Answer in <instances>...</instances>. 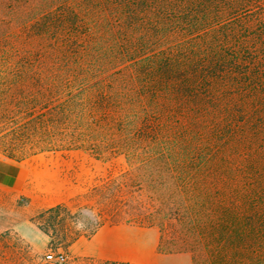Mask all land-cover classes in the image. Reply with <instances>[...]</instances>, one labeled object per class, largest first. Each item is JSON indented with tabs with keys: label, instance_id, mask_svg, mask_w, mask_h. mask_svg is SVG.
I'll list each match as a JSON object with an SVG mask.
<instances>
[{
	"label": "trees",
	"instance_id": "16d2710c",
	"mask_svg": "<svg viewBox=\"0 0 264 264\" xmlns=\"http://www.w3.org/2000/svg\"><path fill=\"white\" fill-rule=\"evenodd\" d=\"M72 1L42 0L38 8L59 7L70 22L81 14L83 22L96 24L102 3L132 27L137 10L175 6L171 0ZM224 34L220 24L212 33L216 46L190 60L162 53L135 61L134 86L128 93L112 91L107 104L113 109L102 112L101 122L96 113L110 96L103 91L95 97L71 91L48 109V125L26 112L13 129L26 149L14 154L0 145L6 158L22 161L42 151L33 139L42 134L49 136V151L111 148L127 161L126 169L87 192L98 211L86 205L73 212L60 202L32 217L51 246L68 251L105 223L156 226L161 253H188L193 264H264V61L233 58ZM61 87L49 85L59 93Z\"/></svg>",
	"mask_w": 264,
	"mask_h": 264
},
{
	"label": "rangeland",
	"instance_id": "374dc122",
	"mask_svg": "<svg viewBox=\"0 0 264 264\" xmlns=\"http://www.w3.org/2000/svg\"><path fill=\"white\" fill-rule=\"evenodd\" d=\"M40 1L0 0V145L14 154L26 149V140L13 130L26 120V112L43 116L48 125V109L71 91L94 97L103 91L110 96H103L106 102L96 113L100 121L102 112L113 109L107 104L112 91L128 93L134 86L135 61L162 53L190 60L207 53L220 24L227 53L240 60L264 61V0H171L174 10H137L132 27L123 26L122 17L102 3L97 4L102 8H95L96 26L90 18L83 22L81 14L70 22L59 7L41 10ZM52 84L61 85V92L51 91ZM33 139L35 149L43 150L22 160L28 171L23 191L15 199L0 191V251L7 258L5 263L108 264V259L93 254L92 245L86 249V237L77 239L68 251L51 246L32 217L60 202L70 203L73 212L86 205L98 211L95 196L87 192L126 169L124 155L111 148L100 154L83 147L49 151V136L35 134ZM125 227L116 234L127 237L128 248L104 251L127 254L141 264H193L188 253L159 252L156 226ZM48 252H62L66 258L61 263L48 261Z\"/></svg>",
	"mask_w": 264,
	"mask_h": 264
},
{
	"label": "crops",
	"instance_id": "0c3cea01",
	"mask_svg": "<svg viewBox=\"0 0 264 264\" xmlns=\"http://www.w3.org/2000/svg\"><path fill=\"white\" fill-rule=\"evenodd\" d=\"M27 169L22 161H15L6 158L0 153V191L13 196L15 199L23 191L27 179ZM126 224H104L99 227L96 232L89 238L86 243L88 250L90 245L93 246V254L101 256L108 260L129 261L140 263L138 260L132 259L127 254L120 255L119 252L111 253L108 250L104 251L102 248L113 247L120 249H127L128 243L126 236H118L116 233L126 230ZM19 226H22L19 224ZM122 247V248H121ZM85 249V250H86ZM141 264V263H140Z\"/></svg>",
	"mask_w": 264,
	"mask_h": 264
},
{
	"label": "built area",
	"instance_id": "2783aa9c",
	"mask_svg": "<svg viewBox=\"0 0 264 264\" xmlns=\"http://www.w3.org/2000/svg\"><path fill=\"white\" fill-rule=\"evenodd\" d=\"M45 258L48 261H52V262H55V263H61V262H63L65 260L66 256L62 252H57V253L48 252V253L45 254Z\"/></svg>",
	"mask_w": 264,
	"mask_h": 264
}]
</instances>
